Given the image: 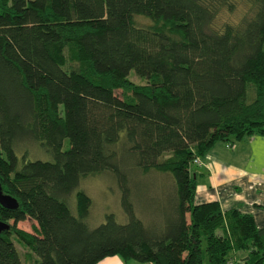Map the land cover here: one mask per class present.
<instances>
[{
  "label": "trees",
  "instance_id": "obj_1",
  "mask_svg": "<svg viewBox=\"0 0 264 264\" xmlns=\"http://www.w3.org/2000/svg\"><path fill=\"white\" fill-rule=\"evenodd\" d=\"M223 11L240 16L218 24ZM251 134H264V0H0V181L18 200L0 202V264H264L251 212L195 198L194 159ZM30 142L52 158L19 154ZM104 171L127 219L91 226L79 186Z\"/></svg>",
  "mask_w": 264,
  "mask_h": 264
},
{
  "label": "crops",
  "instance_id": "obj_2",
  "mask_svg": "<svg viewBox=\"0 0 264 264\" xmlns=\"http://www.w3.org/2000/svg\"><path fill=\"white\" fill-rule=\"evenodd\" d=\"M195 164L198 180L196 201L219 200L227 209L239 205L264 225V134H251L234 141H218ZM95 264H156L109 255Z\"/></svg>",
  "mask_w": 264,
  "mask_h": 264
},
{
  "label": "rangeland",
  "instance_id": "obj_3",
  "mask_svg": "<svg viewBox=\"0 0 264 264\" xmlns=\"http://www.w3.org/2000/svg\"><path fill=\"white\" fill-rule=\"evenodd\" d=\"M240 13L238 11L236 12H227L223 11L219 14V17L217 19V23L220 24L226 19H237L239 18ZM140 20L142 22H149V18L145 16H140ZM131 78L139 83H143L146 80L139 75L135 74L134 70L130 72ZM118 92H121V89H118ZM65 146L68 145V139L65 140ZM21 149H18L19 154H23L25 150L30 151L29 153V158H42V159H51L52 154L43 146L37 142H30L26 143H21ZM153 174L146 175V178L149 181H146L144 183H147V185L150 184V187H153L154 182H156V179L160 178V174L156 173L155 171ZM171 180V178L169 177ZM162 182L161 184H163ZM166 186V184L164 183ZM80 188H83L86 192L89 193V195L92 197V204L90 207V212L86 216V221L89 223L91 226H96L99 223L103 222L106 219V215L109 212H114L117 216V218L120 221H124L127 219L126 213L124 212L122 208V203H121V194L119 190V185L117 182V178L114 176V174L104 171L101 173L97 174H90L86 176L85 178L82 179V182L79 186ZM147 189V188H145ZM73 204L71 206L72 210L74 213H77L75 210V197L73 196ZM12 221V220H11ZM34 222V219L25 216L21 219L18 220L17 224L25 229L32 230V223ZM17 246L19 248V251L24 258V252H25V246L22 245L21 243L17 242ZM119 255V254H118ZM121 258H123L121 255H119ZM125 259V258H123Z\"/></svg>",
  "mask_w": 264,
  "mask_h": 264
},
{
  "label": "water",
  "instance_id": "obj_4",
  "mask_svg": "<svg viewBox=\"0 0 264 264\" xmlns=\"http://www.w3.org/2000/svg\"><path fill=\"white\" fill-rule=\"evenodd\" d=\"M0 202L8 207H16L18 206V200L16 197L12 196L11 194L5 192L3 190L1 181H0ZM9 223L0 219V231L7 228Z\"/></svg>",
  "mask_w": 264,
  "mask_h": 264
},
{
  "label": "built area",
  "instance_id": "obj_5",
  "mask_svg": "<svg viewBox=\"0 0 264 264\" xmlns=\"http://www.w3.org/2000/svg\"><path fill=\"white\" fill-rule=\"evenodd\" d=\"M194 161L197 162V163H201V158H200V157H196V158L194 159Z\"/></svg>",
  "mask_w": 264,
  "mask_h": 264
}]
</instances>
